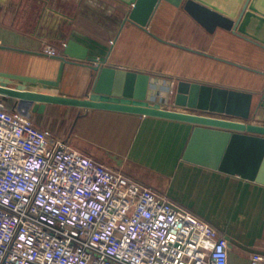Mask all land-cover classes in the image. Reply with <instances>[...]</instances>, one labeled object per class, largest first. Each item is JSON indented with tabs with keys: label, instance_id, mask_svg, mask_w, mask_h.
I'll use <instances>...</instances> for the list:
<instances>
[{
	"label": "crops",
	"instance_id": "crops-1",
	"mask_svg": "<svg viewBox=\"0 0 264 264\" xmlns=\"http://www.w3.org/2000/svg\"><path fill=\"white\" fill-rule=\"evenodd\" d=\"M129 1L0 0V77L12 86L25 83L36 91L85 97L97 73L89 59H100L102 66L149 73L147 101L182 111L192 110L174 104L180 79L259 96L264 91L262 45L222 27L210 32L168 0H162L149 23L141 26L129 19ZM70 42L87 58L70 59ZM47 44L57 46L61 54H45ZM255 50L258 59L248 53ZM5 99L9 108L16 105L33 118L34 102ZM49 112L67 115L64 137L72 147L164 191L226 233L231 241L229 264H251L255 254L264 256V184L184 159L195 124L55 103L39 114Z\"/></svg>",
	"mask_w": 264,
	"mask_h": 264
},
{
	"label": "built area",
	"instance_id": "built-area-1",
	"mask_svg": "<svg viewBox=\"0 0 264 264\" xmlns=\"http://www.w3.org/2000/svg\"><path fill=\"white\" fill-rule=\"evenodd\" d=\"M43 52L61 54L51 44ZM230 247L211 222L72 147L0 94V264H229Z\"/></svg>",
	"mask_w": 264,
	"mask_h": 264
},
{
	"label": "water",
	"instance_id": "water-1",
	"mask_svg": "<svg viewBox=\"0 0 264 264\" xmlns=\"http://www.w3.org/2000/svg\"><path fill=\"white\" fill-rule=\"evenodd\" d=\"M161 1L130 0L133 7L129 19L146 26ZM168 1L183 7L210 32L222 27L264 47V0ZM67 55L74 60L87 58L73 42ZM96 60L89 59L97 73L92 91L85 97L36 91L25 83L12 86L5 77H0V94L32 101V111L38 113H43L48 103H55L191 122L195 127L184 159L264 184V123L249 121L258 117L264 122V91L259 96L249 90L180 79L174 104L192 111L169 109L147 101L149 73L94 65ZM198 111L226 113L238 119Z\"/></svg>",
	"mask_w": 264,
	"mask_h": 264
},
{
	"label": "rangeland",
	"instance_id": "rangeland-1",
	"mask_svg": "<svg viewBox=\"0 0 264 264\" xmlns=\"http://www.w3.org/2000/svg\"><path fill=\"white\" fill-rule=\"evenodd\" d=\"M235 46L237 47L236 49L238 50L240 47L238 46V45H236L235 44ZM240 50V49H239ZM247 51V50H246ZM245 51V52H246ZM244 52V53H245ZM258 51H250V52H248L253 58H255V59H258L261 55L259 54L260 52H258ZM168 104L169 105H172L173 104V99H170L169 101H168ZM14 108H17L16 107V105L15 106H12V108L11 109H14ZM19 111L20 112H22L23 114H26V115H28V116H30V114H28L27 113V111H25V110H22V109H19ZM32 116H33V118H32V121L35 123V124H37V125H39V126H42V127H44L43 125H46V126H48L51 130H53V132H55V131H57L59 134H63V137H64V135H66V131L68 130V127H67V125H66V123H65V120L67 119V115L64 113H62V115H61V113H58L57 115L58 116H56V115H52L50 112L49 113H47V114H39L38 112H33L32 111ZM81 113H79V115H80ZM79 115H78V117H79ZM34 117L35 118H37L38 120H40L39 122L37 121V119L36 120H34ZM63 118H66L65 120L63 119ZM60 119H62V122H61V124H60V127H59V123H60ZM68 119H70L71 120V122H72V120L74 119V115H68ZM37 121V122H36ZM249 121H254V122H262V120H261V118H255V117H251L250 119H249ZM70 122V123H71ZM42 124V125H41ZM52 127V128H51ZM44 128H46V127H44ZM60 128H62V131L64 132V133H62V131L60 130ZM56 132V133H57ZM65 138V137H64ZM157 190H159L160 192H162L164 195H166V196H168L169 198H171L172 200H174L172 197H170L168 194H166L164 191H161L160 189H157ZM175 201V200H174Z\"/></svg>",
	"mask_w": 264,
	"mask_h": 264
},
{
	"label": "bare ground",
	"instance_id": "bare-ground-1",
	"mask_svg": "<svg viewBox=\"0 0 264 264\" xmlns=\"http://www.w3.org/2000/svg\"><path fill=\"white\" fill-rule=\"evenodd\" d=\"M22 101V100H21Z\"/></svg>",
	"mask_w": 264,
	"mask_h": 264
}]
</instances>
